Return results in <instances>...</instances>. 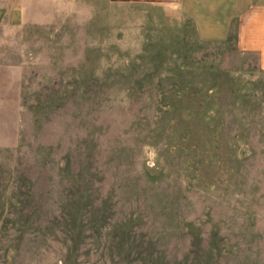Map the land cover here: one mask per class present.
<instances>
[{
    "label": "rangeland",
    "instance_id": "obj_1",
    "mask_svg": "<svg viewBox=\"0 0 264 264\" xmlns=\"http://www.w3.org/2000/svg\"><path fill=\"white\" fill-rule=\"evenodd\" d=\"M78 1L0 27V264H264L256 58Z\"/></svg>",
    "mask_w": 264,
    "mask_h": 264
},
{
    "label": "crops",
    "instance_id": "obj_2",
    "mask_svg": "<svg viewBox=\"0 0 264 264\" xmlns=\"http://www.w3.org/2000/svg\"><path fill=\"white\" fill-rule=\"evenodd\" d=\"M35 3L50 5L56 0H0V27L19 28L31 23L30 9ZM66 3L67 0H58L59 5ZM107 3L142 4V30L159 27L161 21L169 20L172 27L185 23L192 26L204 42L222 43L231 39L239 53L254 56L258 69L264 71V0H107Z\"/></svg>",
    "mask_w": 264,
    "mask_h": 264
}]
</instances>
